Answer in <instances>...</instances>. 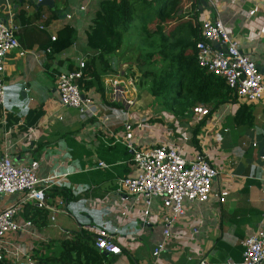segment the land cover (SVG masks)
<instances>
[{
  "label": "crops",
  "instance_id": "0c3cea01",
  "mask_svg": "<svg viewBox=\"0 0 264 264\" xmlns=\"http://www.w3.org/2000/svg\"><path fill=\"white\" fill-rule=\"evenodd\" d=\"M38 1L0 0V19L7 17L10 6L19 26L15 16L24 9L35 26L45 27L50 38L69 24L76 39L47 58L48 48L44 52L21 45L19 26L17 38L27 53L20 56L14 50L4 61L7 102L5 115L0 114V154L9 155L18 165L36 161L38 177L53 178L46 190L50 208L43 209L41 215L28 203L17 215L20 222H30L9 238L21 263L34 264L38 257L59 251V242L81 229L93 234L106 230L120 247L119 254L105 253L108 264L240 263L243 240L257 230L264 231V97L254 103L235 97L214 109L198 105L209 110L203 117L193 109L175 115L137 85L141 73L136 70L132 75L137 67L129 70L120 60L119 72L102 78V95L95 89L87 91L107 120L82 121L76 109L59 103L55 80L59 73L69 67L77 69L79 60L85 62L91 56L86 32L101 0H72L71 4L53 0L54 9L41 5L36 15ZM206 1V6L199 7L197 0V9L191 11L188 0H175L183 7L179 13L186 11V16L190 11L188 16L199 26L205 19L219 18L240 51L264 68V0ZM68 5L69 11L63 15L61 10ZM250 11L253 14H248ZM115 80L123 90L119 100L112 95ZM242 106L247 109L237 123L234 117ZM139 121L143 123L137 125ZM126 122L134 124L135 147L167 145L179 149L187 160L204 153L218 172L206 201L183 202V212L171 226L166 248L158 256L152 252L164 239L165 211L160 200L152 199L149 213L144 215L143 198L119 187V179L137 174L132 154L123 143ZM221 192L227 194L223 200ZM19 199V194L1 196L0 210ZM6 259L11 261L12 255Z\"/></svg>",
  "mask_w": 264,
  "mask_h": 264
},
{
  "label": "built area",
  "instance_id": "2783aa9c",
  "mask_svg": "<svg viewBox=\"0 0 264 264\" xmlns=\"http://www.w3.org/2000/svg\"><path fill=\"white\" fill-rule=\"evenodd\" d=\"M9 7H7V17L0 19L1 115H5L6 94L3 72L6 55L14 50H18L20 56L27 53L20 48L17 38L19 26L14 22ZM248 14H253V11ZM51 40H55V35L51 37ZM195 50L197 64L223 78L238 100L254 103L264 97V75L250 56L240 51L237 41L219 18L201 21ZM78 65L77 69L61 72L56 76L55 89L59 103L64 107L76 109L82 121L91 118L107 120L103 116L100 104L81 88L79 79L84 62L79 60ZM114 84L116 86L112 90V95L114 99L119 100L123 90L117 86L116 80ZM193 112L202 117L209 114V110L202 106H195ZM142 123L143 121H139L137 125ZM133 125L130 122L124 124L123 143L132 154L137 174L119 179V187L129 195L143 198L144 215L149 213L152 199L160 200L165 211L164 239L152 252L153 256H158L166 248L167 239L171 236V226L183 212V202L206 201L211 192L213 179L218 172L210 165L204 153H197L193 159L187 160L179 149L171 146L158 145L146 149L135 147L132 141ZM100 165L104 164L100 163ZM262 173L264 175V169ZM52 179L38 177L36 161L18 165L9 155L0 154V195H20L19 203L8 205L0 210V259L6 258V255H12L11 262L22 264L19 252L11 249L9 238L12 234L29 226L30 222H20L17 215L22 206L28 203L38 209L50 208L46 190L49 187L48 182ZM226 195V192H221V200ZM59 203L62 204V201L60 200ZM95 236V246L99 250L114 255L121 252L120 247L114 243L106 230L98 229ZM242 245L243 258L236 264H261L264 261V231L257 230L246 237Z\"/></svg>",
  "mask_w": 264,
  "mask_h": 264
},
{
  "label": "trees",
  "instance_id": "16d2710c",
  "mask_svg": "<svg viewBox=\"0 0 264 264\" xmlns=\"http://www.w3.org/2000/svg\"><path fill=\"white\" fill-rule=\"evenodd\" d=\"M188 2L191 11L197 9V0ZM41 7L37 6L36 15L40 14ZM182 9L175 0H101L87 27L86 42L92 54L81 69V88L88 92L95 89L102 95V78L108 73L119 72L121 60L127 63L129 70L137 67L141 73L137 85L175 115H183L198 105H210L214 109L235 98L223 78L197 64L195 43L199 37V23L194 22L192 15L188 16L190 11L186 16V11L179 13ZM53 15L47 17L45 26ZM15 17L20 26L21 45L44 52L48 48L47 58L75 42V30L69 24L57 30L55 40H51L45 27L35 26L26 10L19 9ZM134 23V29L139 30L145 44L141 42L142 47H137L131 63L132 60L125 58L131 45L124 35ZM31 37H35L32 42ZM144 45H147L146 50ZM246 109L242 106L235 114L237 123H241ZM35 211L43 215L45 210L35 208ZM95 237V233L81 229L60 241L59 251L38 257L34 264H108L105 252L95 246ZM0 264L14 263L2 258Z\"/></svg>",
  "mask_w": 264,
  "mask_h": 264
},
{
  "label": "rangeland",
  "instance_id": "374dc122",
  "mask_svg": "<svg viewBox=\"0 0 264 264\" xmlns=\"http://www.w3.org/2000/svg\"><path fill=\"white\" fill-rule=\"evenodd\" d=\"M156 9H157V7H156ZM2 13H3V11H2ZM136 23V22H135ZM135 23L133 24V25H131L130 26V28H129V31H127L126 33H125V35H124V39L126 40V41H128V43L131 45V47H129L127 50H126V53H125V58H127V60L128 59H130V60H132V62L131 63H133V56H134V53H135V50L137 49V47L138 46H141L142 47V44H145L144 42H143V37H142V35L138 32L139 30L138 29H134V25H135ZM142 42V44H140ZM144 48H145V50H146V48H147V45H144ZM128 52V53H127ZM136 70V69H135ZM137 87V86H136ZM136 90H138V88L136 89ZM160 107H162V105L160 104ZM162 110H164L163 108H162ZM165 111V110H164ZM170 113V112H169Z\"/></svg>",
  "mask_w": 264,
  "mask_h": 264
},
{
  "label": "water",
  "instance_id": "95a60500",
  "mask_svg": "<svg viewBox=\"0 0 264 264\" xmlns=\"http://www.w3.org/2000/svg\"><path fill=\"white\" fill-rule=\"evenodd\" d=\"M69 4H71V3H73V2H75V1H72V0H68L67 1ZM206 3H207V1L206 0H198V5H199V7L200 6H206ZM38 5H46V6H49V7H51L52 9H54V2H53V0H40V1H38V3H37ZM62 12H63V15H65L66 13H68V11H69V5L68 6H66L65 8H64V10H61ZM60 12V11H59ZM256 67L260 70V72H262V74L264 75V68H262L261 66H259V65H256ZM2 195H0V197H1Z\"/></svg>",
  "mask_w": 264,
  "mask_h": 264
}]
</instances>
